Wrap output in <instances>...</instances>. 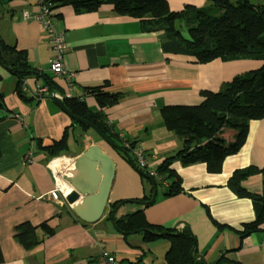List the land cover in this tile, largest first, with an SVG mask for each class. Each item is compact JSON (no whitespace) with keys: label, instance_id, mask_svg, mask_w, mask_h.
<instances>
[{"label":"crops","instance_id":"1","mask_svg":"<svg viewBox=\"0 0 264 264\" xmlns=\"http://www.w3.org/2000/svg\"><path fill=\"white\" fill-rule=\"evenodd\" d=\"M168 3L171 9L182 10L186 5L206 7L209 1ZM23 10L37 12L39 0H0V36L24 50L29 64L39 72L25 79L24 90L32 98L26 101L16 91L18 78L0 63V264H96L97 252L103 246L121 264H169L168 239L148 241L140 233L126 235L114 227L109 216L111 205L117 201L125 202L117 209L116 218L144 208L152 224L167 228L188 225L196 237L198 253L210 263L224 254L228 262L223 264H264V224L261 230L240 237L235 229L254 220V205L250 198L238 196L228 186L234 170L264 166V117L250 121L246 142L225 158L221 172H208L205 163L184 166L174 162L172 169L181 176L184 190L165 196L169 183L164 181L157 187L155 202L146 208L139 199L152 191L151 181L140 173L134 156L133 165L116 149L109 206L95 222L80 220L67 200L51 197L57 183L50 165L56 157L40 148L60 140L69 128V150L71 139L78 151L67 154L68 150L60 156L75 159L83 150L76 140L80 127L51 95L78 97L97 110L98 102L89 88L107 83L106 90L120 97L103 109L105 120L121 144L125 145V140L120 134L135 142L134 148L154 155L149 167L156 170L181 147L180 140L166 127L161 108L198 104L204 91H219L235 75L258 69L263 62L216 58L201 63L186 55L165 53L162 31H144L138 18L120 13L113 4L77 13L72 5L57 2L54 19L67 44L64 66L67 74L74 75L68 85L50 70L53 51L47 34L37 20L24 19ZM42 73L53 78L57 91L38 92L40 86H46ZM236 134V126H228L218 138L230 143ZM87 135L100 142L91 133ZM242 184L253 193H261L263 175L253 174ZM46 220L55 231L40 244L27 249L15 238L17 224L28 221L39 225Z\"/></svg>","mask_w":264,"mask_h":264},{"label":"trees","instance_id":"2","mask_svg":"<svg viewBox=\"0 0 264 264\" xmlns=\"http://www.w3.org/2000/svg\"><path fill=\"white\" fill-rule=\"evenodd\" d=\"M207 1L212 3L214 9L186 5L182 10H173L168 0L48 1L52 11L55 4L59 2L60 5H72L77 13L96 11L102 4H113L120 13L138 18L144 31H162L161 43L165 53L186 55L201 63L216 58L250 59L263 62L258 69L235 75L219 91H204L203 100L198 104H169L161 108L166 127L180 140L181 147L157 166L156 176L139 168L143 173L151 176L157 187L164 181L169 183V186L164 189L165 196H173L184 190L181 176L172 169L174 162L179 161L184 166L205 163L208 172L219 173L222 171L225 158L229 154L236 153L246 142L250 121L264 117V2ZM180 23L186 24L185 31L179 27ZM0 63L18 78L16 87L18 95L26 101H31L32 98L24 90L25 79L39 72L29 64L26 52L15 45L6 43L0 36ZM42 75L48 89L51 92L57 91L53 78L45 73ZM106 86L107 83H104L89 88L98 102L97 110H92L78 97H64L63 101L73 114L94 123L106 136L128 151L134 163L130 148L135 142H130V147L121 144L117 134L105 120L103 109L116 103L120 97L119 93L107 91ZM74 125L80 127L78 135H87L90 130L95 132L90 126L77 121H74ZM228 126L237 128L235 139L230 143L218 138L221 131ZM69 137L70 131L66 128L60 140L40 148L47 151L53 158L63 155L69 150ZM122 155L126 157L124 153ZM256 173L263 175L261 193H253L242 184L244 179ZM228 186L238 196L250 198L255 210L254 220L244 223L242 229H235V231L244 238L261 230L264 224V166L250 165L234 170L229 178ZM152 193L153 187L152 191L139 199V201H147L143 204L145 208L155 202V200L149 202ZM121 202L117 201L111 206L115 207ZM217 225L223 227L219 223ZM116 229L126 235L140 233L148 241L158 238L168 239L170 247L166 260L169 264L228 262L224 254L217 261L208 262L198 253L196 237L188 225L185 224L181 228L178 224L177 227L167 228L152 224L147 220L144 208L116 218ZM54 231L55 228L50 220L39 225L24 221L16 225L14 236L21 245L30 249L40 244ZM2 260L3 254L0 247V262Z\"/></svg>","mask_w":264,"mask_h":264},{"label":"water","instance_id":"3","mask_svg":"<svg viewBox=\"0 0 264 264\" xmlns=\"http://www.w3.org/2000/svg\"><path fill=\"white\" fill-rule=\"evenodd\" d=\"M51 98L74 121L90 126L101 138L120 152H123L128 160L132 162L129 152L122 149L119 144L106 136L94 123L73 114L61 97L53 94ZM76 140L79 141L83 150L74 159L75 172L70 176H66V179L73 187L72 192L68 194L66 200L80 220L95 222L102 218L108 209L110 190L116 172V163L112 156L99 143L94 142L90 136L80 134ZM132 164L134 165V163ZM136 168L139 170L138 167ZM140 173L146 176L152 183L153 193L149 202H153L157 197L158 188L151 176L143 173L141 170ZM124 202L122 201L110 210V219L115 228L116 211ZM140 202L142 204L147 203V201ZM174 227H177V225Z\"/></svg>","mask_w":264,"mask_h":264},{"label":"built area","instance_id":"4","mask_svg":"<svg viewBox=\"0 0 264 264\" xmlns=\"http://www.w3.org/2000/svg\"><path fill=\"white\" fill-rule=\"evenodd\" d=\"M49 0H39V10L35 13H32L28 10H23L22 14L24 19L33 18L37 20L44 32L47 34L48 41L51 45V49L53 51V57L50 62V70L57 76L63 77L68 85H71L73 82V76L67 74V70L64 66L63 56L66 48L65 35L63 31H60L54 19V13L50 8ZM47 86H40L38 88V92L40 94L47 93ZM59 96L58 94H55ZM61 97V96H60ZM62 98V97H61ZM120 137L125 140V146L130 147V141L126 140L125 137L120 134ZM131 154L137 159L138 166L142 169L148 171V173L152 176H156V170L149 167V162L153 158L154 155H147L144 151L139 150L138 148H130ZM27 160H31L30 156L26 157ZM53 162V161H52ZM51 162V163H52ZM72 163L74 164V159H72ZM51 168V165H50ZM75 169V168H74ZM73 169V171H74ZM52 173L56 176V172L53 168H51ZM73 172L69 173L66 176L72 175ZM67 180V179H66ZM70 187L66 190L62 188V186L58 183V179L56 176V187L51 191V197L55 200H59L61 198H67L68 194L72 192L73 187L70 182L67 180ZM60 201V200H59ZM264 245V241H263ZM96 264H121L118 260L117 256L108 248V247H100L97 256H96Z\"/></svg>","mask_w":264,"mask_h":264},{"label":"bare ground","instance_id":"5","mask_svg":"<svg viewBox=\"0 0 264 264\" xmlns=\"http://www.w3.org/2000/svg\"><path fill=\"white\" fill-rule=\"evenodd\" d=\"M51 167L56 172L58 183L62 186L64 190L68 189L70 185L67 182L66 177L64 176L68 175L71 172H75V166L72 163V158L68 156L56 157L51 163Z\"/></svg>","mask_w":264,"mask_h":264},{"label":"rangeland","instance_id":"6","mask_svg":"<svg viewBox=\"0 0 264 264\" xmlns=\"http://www.w3.org/2000/svg\"><path fill=\"white\" fill-rule=\"evenodd\" d=\"M254 2H264V0H253ZM206 8L208 9H214L213 8V5L211 2L208 3V5L206 6ZM185 23L183 24H179V27L181 29H183V31H185ZM89 133H91V135L95 136L96 137V140L100 141L99 144H102L103 147L106 149V151H108V153L113 157L115 158L116 156V148L113 147L112 145H110L108 142H106L103 138H101L96 132L94 131H89ZM78 151V148L76 147V143L70 139V150L67 152V154H72V153H76ZM65 156H68L70 157V155H65Z\"/></svg>","mask_w":264,"mask_h":264}]
</instances>
